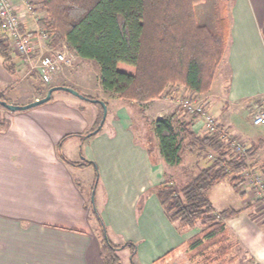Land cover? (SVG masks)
<instances>
[{"label":"crops","instance_id":"crops-1","mask_svg":"<svg viewBox=\"0 0 264 264\" xmlns=\"http://www.w3.org/2000/svg\"><path fill=\"white\" fill-rule=\"evenodd\" d=\"M231 10V40L219 68H228L229 80L225 76L224 81H214L213 111L222 123L226 121L230 131L249 141L250 148L258 149L254 157L264 169V158H260L264 153V131L260 132L262 136L251 135L248 126L245 130L235 118L234 107L264 97V0H234ZM39 11L42 9L38 8ZM38 26L29 16L23 27L37 42L41 41ZM37 52H41L39 47ZM12 56L17 64L14 74L5 69L0 55V91L8 97L17 86L19 74L29 81L31 88L28 95L6 98L11 103L27 104L42 97L52 85L82 86L83 81L71 70L55 74L49 82L34 72L26 75L27 67L21 57L13 50ZM99 89L102 100L120 99L101 84ZM156 101L159 100L147 103ZM144 106L147 111L152 110L151 104ZM83 109V103L65 94H57L33 110L12 111L0 105V264H104L100 224L97 218L91 219L92 199L80 189L69 163L57 152L61 141L65 150L70 140L83 149L85 146L81 160H93L98 166V184L102 181L104 194H109L102 218L107 232L108 228L115 231V242L110 238L111 241L134 242L137 264H158L159 258L171 250L174 251L166 260L170 261L168 264H191L186 256V241L202 226L182 235L178 224L167 216L158 195L143 196L151 184L165 180V167L169 164L161 153L153 154L148 146L137 142L131 127L119 119L124 113L131 120L130 115L119 108L107 130L102 131L106 118L101 130L92 134L93 140L87 138L80 145L78 138V142L76 138L67 139L93 130L91 125L99 120L100 108L92 109L88 116L83 115ZM156 116L155 120L163 115ZM248 118L252 123L253 117ZM80 168L91 172L90 180L95 181L94 166ZM240 195L246 199L241 202L243 206L254 204L248 194ZM246 209L248 214L241 216L238 212L227 222L229 227L235 224L245 241L244 235L249 239L259 236L250 247V254L255 260L253 264H264V216L258 218L250 208ZM182 245L185 248L180 250Z\"/></svg>","mask_w":264,"mask_h":264},{"label":"trees","instance_id":"trees-1","mask_svg":"<svg viewBox=\"0 0 264 264\" xmlns=\"http://www.w3.org/2000/svg\"><path fill=\"white\" fill-rule=\"evenodd\" d=\"M197 2L41 0L40 7L45 15L40 19L39 27L49 34L51 48L66 44L78 57L96 60L105 90L125 102L144 104L161 98L172 86H183L193 94L208 93L213 88L230 44L231 19L216 5L214 28L199 23L195 10ZM0 55L5 69L16 73L11 41L1 18ZM61 85L79 90L68 83ZM0 99L7 100L2 91ZM104 101L109 107L108 101ZM100 110L98 125L103 117L102 106ZM199 118L200 114L194 113L191 121L181 120L175 114L155 120L153 129L165 161L171 166H182L185 165V155L191 154L196 157L194 165L198 168L189 172L181 184L164 180L157 188V195L167 216L178 224L181 231L197 222L202 224L201 229L186 241L189 261L194 264H231L236 259L235 241L227 220L238 210L216 209L209 191L226 178L235 187L242 185L240 172L244 168V159L234 156L226 133H197L193 123ZM62 143L59 144V154L64 161L80 167L91 165L98 172L93 160H70L62 152ZM209 152L215 158L201 166L200 158ZM249 152L253 157L256 149L250 148ZM95 179H98V173ZM91 206L101 228L104 264H122L117 251L126 246L133 248L132 262L137 264V245L132 241L114 244L93 201ZM173 251L164 254L159 261L165 262Z\"/></svg>","mask_w":264,"mask_h":264},{"label":"rangeland","instance_id":"rangeland-1","mask_svg":"<svg viewBox=\"0 0 264 264\" xmlns=\"http://www.w3.org/2000/svg\"><path fill=\"white\" fill-rule=\"evenodd\" d=\"M234 0H198L196 3V16L199 21V23L206 24L211 28H214V10L216 5H218L219 11L224 13H227L229 17L231 18V12H232V4ZM41 8V7H40ZM42 9V8H41ZM43 9L42 12L39 11L35 15L41 16L43 18ZM45 14V13H44ZM48 42V40L46 41ZM63 46H59L58 48H62ZM57 48V49H58ZM221 69V68H220ZM64 70H71L72 74L77 73L78 77L81 81L82 86H76L80 91L93 95L95 97L101 96V92L98 91L100 90V84H101V78H100V65L96 60L93 59H87V58H81L77 56V59L75 61L74 66L72 67H66ZM74 70V71H73ZM60 71V72H62ZM18 75V74H17ZM215 82L218 80H223V78L226 76L229 80V70L227 67H224L221 71L218 70L216 74ZM22 74H19L17 76V86L15 88H12L9 97L12 96H22V95H28L30 92L31 84L29 81H27L25 78H22ZM224 81V80H223ZM220 82V81H219ZM219 82L217 83L219 85ZM228 82V81H227ZM215 84V83H214ZM223 84V83H222ZM102 85V84H101ZM90 87L91 89L89 90L86 87ZM228 88V87H227ZM213 89V88H212ZM212 89L208 93L201 94L202 96L208 97L209 99V105L207 106V109L211 114H213L216 119L219 121L220 125L225 128L226 130V136L228 139L232 137L239 138L243 143H245L248 147L251 146L250 142L247 141L240 133L239 134H234L232 131H230V126L227 125L226 121L223 123L217 118V116L214 114L215 112L213 111L214 108L212 106V101H213V95L211 94ZM223 89V88H222ZM57 94H65L66 96H69V98L76 102L83 103L86 106V109L83 112L84 116H88L91 112L92 109L94 108H101V104L99 102H92L87 99H83L71 92L64 91V90H56L54 92V95H52V98H55ZM190 95H197L191 93L189 90H187L183 86H172L168 89V91L156 102L149 103L151 104V109L147 111L146 107L144 104H137V103H126L122 99H118L117 101H114L113 99L108 101L109 103V111L107 114V121L105 124V128L102 131L107 130V128L110 126V120L113 117L115 111H118L117 108L121 109L122 112H125V110L128 112V114L131 117L127 118L124 113H122L119 116V119L124 125H127L129 128L134 131L135 137H137V142L144 143V145L148 146L150 149V152L153 154L159 152L160 149L158 147V139L154 133V118L157 117L156 115L162 114L163 116H169L172 114H175L177 118H180L181 120L185 121H191L192 120V113H189L182 105L181 101L185 99L186 97ZM199 95V94H198ZM54 96V97H53ZM116 96V95H115ZM200 96V95H199ZM51 98V99H52ZM51 99L49 101H51ZM48 101V102H49ZM47 102L37 105L35 107L26 109V110H33L34 108H37L38 106H42L46 104ZM26 104V103H25ZM148 103L146 105L149 106ZM237 108L235 110V118L237 117L238 122L241 123L243 128L247 130L248 128L250 129L249 131L251 132L250 134L252 135H260L262 131H264V125H254L253 123V118L258 112L264 110V97L260 96L258 98H253L246 103H242V105H236L234 106ZM103 108V106H102ZM227 108V106H226ZM225 108V109H226ZM90 112V113H89ZM213 112V113H212ZM252 118V123L249 121V118ZM237 121V120H236ZM101 123V122H100ZM98 120L96 123H93L90 127V129L96 130L98 127ZM100 125V124H99ZM98 125V126H99ZM248 126V128H246ZM202 121L201 119L194 120L193 123V129L199 133V134H204L202 132ZM93 130L83 134V137L80 135H74L76 137L69 136L67 139L71 138H76V142H78V139L81 141L79 142L80 145L83 144V142L87 141L88 139L91 141L94 138V135L88 136L87 134L93 132ZM264 134V132L262 133ZM261 134V136H262ZM96 135V134H95ZM88 136V137H87ZM230 136V137H229ZM78 138V139H77ZM84 138V139H83ZM88 138V139H87ZM264 139V135L262 137ZM87 139V140H86ZM82 142V143H81ZM84 142V143H85ZM257 143V141H255ZM84 149L79 145H75V141L70 140L65 144V150L63 149L62 152L67 155V157L71 160H81L82 157H84L85 151V146H83ZM252 148V147H251ZM250 149V147H249ZM257 149V148H256ZM258 149L255 152V155ZM57 152L59 153V145L57 146ZM264 154V153H262ZM260 156V158H264V155ZM250 155V152H249ZM250 158L253 160L255 164L259 166V169L264 171L262 166H260V162L258 159L256 160L255 157ZM209 160L207 156L201 157L200 158V164L201 166H204L206 162ZM185 165L182 166H171L170 167H165V174L164 178L165 180H173L176 183H183L185 178L188 176L189 172L197 171L198 168L196 169V166L194 165V162H196V157L192 156L191 154H186L184 158ZM259 162V163H258ZM68 167L70 169V173L72 174L73 178H75L76 183L80 187V189L86 193V196L91 200H94L95 207L98 209L100 212L101 216L103 217V205L104 201L108 198L109 194H104L103 188H102V181L98 184V181L95 179V181L90 180L92 177L91 172L84 170L80 167H74L72 165L68 164ZM92 169V168H91ZM93 172V171H92ZM99 173V171L97 172ZM229 179H224L217 185L213 186L211 190L209 191V196L214 204V206L218 210H223V209H237L238 212L240 213L241 216H244V214L247 213L246 208H250L251 211L253 212V215H256V217L261 218L264 216L263 211L259 209V204L258 201L254 198L255 195L251 194L249 188H246L245 185H240V186H233L230 182ZM161 183V182H160ZM159 182H155V184H151L148 189L147 193L143 194V196H148L152 193L157 194V188L160 185ZM95 185V188L93 186ZM98 185V187H97ZM240 194H248L251 198V200L254 202V204L249 203L248 206H243L241 202H245L246 199H243ZM97 199V200H96ZM97 201V203H96ZM256 205L258 212L255 211V206ZM94 210H91L92 217L91 219L95 220L96 215L93 212ZM238 224V223H237ZM196 226H202L201 222H197L193 226H189L186 229L181 231V234L187 230V232L195 230ZM108 227V226H107ZM235 224L230 226L231 230V235L232 239L235 241V248H234V255L236 257L235 261L232 262L231 264H253L255 263V260L252 259L251 254H250V247H252L255 243L256 240H258L259 236L251 238L250 239L244 235L245 240H243L242 236L237 232L235 228ZM190 230V231H189ZM101 233V232H100ZM108 235L109 237L114 241L115 240V231L111 230L108 228ZM115 242V241H114ZM117 243V242H116ZM118 245V244H117ZM185 248V245H182L180 247V250ZM178 255L180 254V251H178ZM186 252H187V247H186ZM118 255L121 258L122 264H133L132 262V253H133V248L131 246H126L124 248H121L117 251ZM177 255V256H178ZM187 256V254H186ZM136 262V261H135ZM168 261L165 262H158V264H168ZM191 264H194L193 262L190 261ZM170 264H180V262H171Z\"/></svg>","mask_w":264,"mask_h":264},{"label":"built area","instance_id":"built-area-1","mask_svg":"<svg viewBox=\"0 0 264 264\" xmlns=\"http://www.w3.org/2000/svg\"><path fill=\"white\" fill-rule=\"evenodd\" d=\"M40 2L41 0H0V18L10 38L12 50L21 57L22 64L27 67L26 75L34 72L42 80L49 82L64 68L74 66L77 55L66 44L58 49L48 47L46 41L49 40V34L41 30L39 26L36 30L41 41L38 40V42L24 30L23 27L29 16L33 17L37 24L39 23L41 16L35 14L40 8ZM38 47L41 50L40 53L37 52ZM199 95L186 97L181 101V105L189 113L200 114L203 133L214 131L226 133L225 128L219 127V121L207 109L208 97ZM253 123L257 126L264 124V110L253 117ZM229 142L234 156L244 159V168L240 172L242 184L255 195L259 209L264 214V171L253 162L249 155V147L239 138L232 137ZM206 156L211 160L215 158L212 152L207 153Z\"/></svg>","mask_w":264,"mask_h":264},{"label":"water","instance_id":"water-1","mask_svg":"<svg viewBox=\"0 0 264 264\" xmlns=\"http://www.w3.org/2000/svg\"><path fill=\"white\" fill-rule=\"evenodd\" d=\"M56 90L68 91V92H71V93H73V94H75V95H77L83 99H87V100H90L92 102H99L103 106V109H104L103 117H102L101 123L98 126V128L96 130H94L93 132L89 133L88 136H91L92 134L97 133L101 129V127L105 123V120H106L107 114H108V106H107L106 102L102 99L90 98V97L84 95L83 93H81L76 88H74L72 86H68V85H54L48 90V92L46 93L45 96H42V97H40L36 100H33L27 104H15V103H11L7 100L0 99V105L4 106V107H6L12 111L26 110V109L35 107L37 105L43 104L45 102H48L52 98V95ZM92 201L94 202V200H92Z\"/></svg>","mask_w":264,"mask_h":264}]
</instances>
